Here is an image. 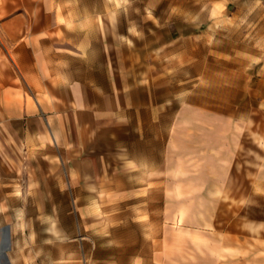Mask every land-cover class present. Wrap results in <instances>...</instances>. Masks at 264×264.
I'll list each match as a JSON object with an SVG mask.
<instances>
[{
  "label": "crops",
  "instance_id": "crops-1",
  "mask_svg": "<svg viewBox=\"0 0 264 264\" xmlns=\"http://www.w3.org/2000/svg\"><path fill=\"white\" fill-rule=\"evenodd\" d=\"M100 30L85 7L0 0V157L13 164L0 206L67 204L74 216L92 207L95 223L115 208L109 219L123 233L110 250L130 260L117 264H264V236L253 245L251 224L237 231L218 210L235 188L234 141L220 125L173 117L171 98L129 79ZM193 157L214 159L217 180L176 176ZM189 185L199 191L190 218L171 209L173 189Z\"/></svg>",
  "mask_w": 264,
  "mask_h": 264
},
{
  "label": "rangeland",
  "instance_id": "rangeland-1",
  "mask_svg": "<svg viewBox=\"0 0 264 264\" xmlns=\"http://www.w3.org/2000/svg\"><path fill=\"white\" fill-rule=\"evenodd\" d=\"M60 1L91 11L118 68L133 82L155 85L166 100L170 97L173 117L220 125L234 141L230 182L235 188L224 191L222 203L230 207L220 205L218 210L232 215L237 231L245 222L251 224L257 244L264 236V0ZM194 122L190 134L199 133ZM214 162L193 157L183 166L187 173L176 176L187 182L217 180ZM7 164L13 165L0 157V178L9 176ZM190 186L187 191L173 189L172 211L196 213L193 195L199 191ZM185 192L187 201L178 203ZM111 208L103 207L102 218L108 221L96 219L103 228L93 230L99 224L90 216L92 207H77L74 216L67 204L0 206V229L10 232L9 264L130 261L110 250L121 244L116 234L123 233L110 220L116 216Z\"/></svg>",
  "mask_w": 264,
  "mask_h": 264
},
{
  "label": "bare ground",
  "instance_id": "bare-ground-1",
  "mask_svg": "<svg viewBox=\"0 0 264 264\" xmlns=\"http://www.w3.org/2000/svg\"><path fill=\"white\" fill-rule=\"evenodd\" d=\"M10 232L7 228L0 229V264H9Z\"/></svg>",
  "mask_w": 264,
  "mask_h": 264
}]
</instances>
